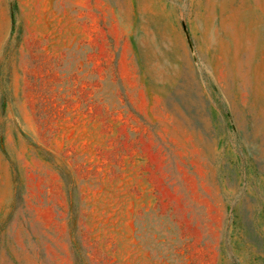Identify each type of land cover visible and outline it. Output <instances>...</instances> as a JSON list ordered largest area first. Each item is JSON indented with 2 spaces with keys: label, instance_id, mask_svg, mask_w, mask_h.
Masks as SVG:
<instances>
[{
  "label": "rangeland",
  "instance_id": "374dc122",
  "mask_svg": "<svg viewBox=\"0 0 264 264\" xmlns=\"http://www.w3.org/2000/svg\"><path fill=\"white\" fill-rule=\"evenodd\" d=\"M0 264H264V0H0Z\"/></svg>",
  "mask_w": 264,
  "mask_h": 264
},
{
  "label": "bare ground",
  "instance_id": "6f19581e",
  "mask_svg": "<svg viewBox=\"0 0 264 264\" xmlns=\"http://www.w3.org/2000/svg\"><path fill=\"white\" fill-rule=\"evenodd\" d=\"M40 259V258H39ZM45 262V261H44ZM40 263V262H39Z\"/></svg>",
  "mask_w": 264,
  "mask_h": 264
}]
</instances>
